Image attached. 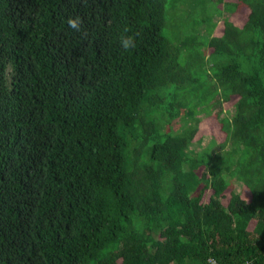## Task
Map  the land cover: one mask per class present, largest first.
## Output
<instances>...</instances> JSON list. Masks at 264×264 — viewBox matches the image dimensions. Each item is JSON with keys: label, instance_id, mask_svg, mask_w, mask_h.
Here are the masks:
<instances>
[{"label": "trees", "instance_id": "16d2710c", "mask_svg": "<svg viewBox=\"0 0 264 264\" xmlns=\"http://www.w3.org/2000/svg\"><path fill=\"white\" fill-rule=\"evenodd\" d=\"M210 5L0 0V264H264V0Z\"/></svg>", "mask_w": 264, "mask_h": 264}, {"label": "rangeland", "instance_id": "374dc122", "mask_svg": "<svg viewBox=\"0 0 264 264\" xmlns=\"http://www.w3.org/2000/svg\"><path fill=\"white\" fill-rule=\"evenodd\" d=\"M191 1L197 5V7L194 8L195 16L201 15L203 17H206L207 15L212 16L215 14V12H213L214 8L210 5V3L213 4L216 2V0H191ZM227 1L231 2L234 0H227ZM180 6L181 8H183L184 7L183 3H181ZM219 7H221V5H219ZM246 13H247L246 8L241 7L235 12L223 13L221 17L215 16L214 18L216 19V23H218V25L221 24L220 21L223 19L224 16H226L227 18H230L233 22L240 24L245 19ZM163 32L165 34H169V33L171 34L172 28L170 26H165L163 28ZM235 99L236 97L233 96L229 102L223 104L222 106L223 112L228 114V112L226 111H231L232 105ZM201 117H204V116H201ZM179 124H180V121L178 120L173 121L171 125L167 126V128L170 130L171 129L175 130ZM212 136L215 137L216 141H221L224 138V134L218 130L217 121L213 117H210V119H206L203 122L201 129L197 134V138L201 137L200 143L198 144L194 143L192 147L195 150H199V149L201 150L202 147L207 146L210 143V139ZM213 148L216 149L217 145H214ZM233 188L234 190L240 193H243L240 183L234 182Z\"/></svg>", "mask_w": 264, "mask_h": 264}, {"label": "clouds", "instance_id": "9594fccd", "mask_svg": "<svg viewBox=\"0 0 264 264\" xmlns=\"http://www.w3.org/2000/svg\"><path fill=\"white\" fill-rule=\"evenodd\" d=\"M82 19L79 16L69 17L67 20V26L73 31L80 32L82 30ZM121 47L124 50L135 48L136 43L132 36L122 37L120 40Z\"/></svg>", "mask_w": 264, "mask_h": 264}, {"label": "built area", "instance_id": "2783aa9c", "mask_svg": "<svg viewBox=\"0 0 264 264\" xmlns=\"http://www.w3.org/2000/svg\"><path fill=\"white\" fill-rule=\"evenodd\" d=\"M209 263L210 264H218L217 262H216V260H214L213 258H209ZM242 264H248L247 262L246 263H242Z\"/></svg>", "mask_w": 264, "mask_h": 264}, {"label": "bare ground", "instance_id": "6f19581e", "mask_svg": "<svg viewBox=\"0 0 264 264\" xmlns=\"http://www.w3.org/2000/svg\"><path fill=\"white\" fill-rule=\"evenodd\" d=\"M121 5H122V4H121ZM132 7H133V6H132ZM125 9H126V8H125ZM125 9H124V10H125ZM125 11H126V10H125ZM128 12H129V11H128ZM121 13H122V12H121ZM123 17H125V16H123ZM124 37H125V36H124ZM39 134H40V133H39ZM60 141H61V140H60Z\"/></svg>", "mask_w": 264, "mask_h": 264}]
</instances>
